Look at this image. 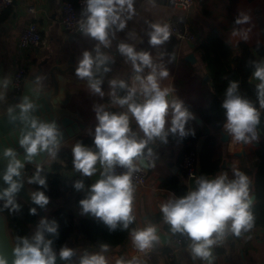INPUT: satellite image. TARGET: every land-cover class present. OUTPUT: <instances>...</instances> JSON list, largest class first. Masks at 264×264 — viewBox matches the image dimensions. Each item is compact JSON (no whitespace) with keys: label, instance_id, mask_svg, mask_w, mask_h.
I'll list each match as a JSON object with an SVG mask.
<instances>
[{"label":"clouds","instance_id":"obj_1","mask_svg":"<svg viewBox=\"0 0 264 264\" xmlns=\"http://www.w3.org/2000/svg\"><path fill=\"white\" fill-rule=\"evenodd\" d=\"M84 15L86 22L81 25L82 31L100 42L109 46V30L116 26L123 30L127 20L132 19L136 9L135 0H85ZM127 13V17L124 14ZM249 20V16L241 13L235 20L236 24H243ZM149 32V44L159 46L170 39L171 31L167 24L152 23ZM236 31L233 35H237ZM247 40V34L244 37ZM119 52L131 61L134 73L133 85L129 86L125 80L112 79L109 81L110 95L113 103L121 107L127 106L124 112H112L106 110L104 105H94L98 123L95 127L94 145L98 151L77 142L72 147L73 167L83 176L90 177L97 172L99 162L100 178L91 185L90 194L79 201L81 215H90L102 221L109 229L115 231L122 223V229H127L135 220L133 214V201L135 187L133 174L139 171L138 162L153 155V150L148 148L150 141L160 138L167 143L169 133L186 137L194 130L186 129L190 119H194L183 99L172 97L173 89L161 87L160 81L169 76L167 67L157 65L148 51H137L133 45L121 42L118 45ZM109 57L103 55L97 46L96 56L90 51H84L83 58L79 60L75 75L78 79H88V88L92 94L100 97L105 95L102 88L103 80L94 78V65L99 70L105 65ZM253 69L251 79L258 81L255 85L259 108L264 109V60L252 61ZM151 69L143 75L144 69ZM108 67L104 71H110ZM126 88L127 95L117 96L116 89ZM145 98L143 102H137V93ZM22 122L28 124V130L21 132L19 145L24 149L25 160L32 161L42 151H47L53 157L59 152L63 133L56 123L39 121L30 116L34 104L29 97H24V102L18 105ZM224 109V131L236 142L250 144L259 140L257 127L261 122V113L256 105L239 93V82H229L225 92V98L221 103ZM10 113L12 109L9 110ZM171 115L170 127L166 130L168 117ZM12 119H16L15 116ZM131 119H134L144 138H137L131 127ZM8 158L3 180L8 187L0 191V199H5L4 208L10 212H16L20 205L15 201V193L22 188V181L14 179L20 177L24 163L17 157L13 148H6L3 152ZM116 165L127 169L126 172L117 174ZM154 166V162L153 165ZM42 168L37 165L36 173L28 183H37L46 186L45 177L40 175ZM234 179H229L228 174L222 173L214 178L200 176L196 179V187L186 195L172 198L160 205V210L165 223L171 226L173 233L187 235L192 241L191 253L194 258L210 261L212 259V246L217 239L225 234L226 228L235 236H240L254 226V216L251 208L253 204L250 195V179L241 170L234 169ZM76 190L84 187L82 181L74 184ZM33 203L45 207L50 198L44 191L31 193ZM30 215H36L35 207L29 210ZM58 223L55 220L48 221L42 218L35 235L30 240L28 237H18L19 244L14 247V259L12 264H56L57 253L54 250L52 240L45 239V232L58 235ZM215 234V236H214ZM132 242L136 249L145 252L159 241L156 226L146 224L143 228L133 229ZM109 250V244L103 243L99 252L87 251L80 257L79 264H108L104 253ZM75 254L74 250L66 244L60 248L59 257L68 260ZM0 264H8L7 258L0 254ZM116 264H141L133 257L131 260L117 259Z\"/></svg>","mask_w":264,"mask_h":264},{"label":"crops","instance_id":"obj_2","mask_svg":"<svg viewBox=\"0 0 264 264\" xmlns=\"http://www.w3.org/2000/svg\"><path fill=\"white\" fill-rule=\"evenodd\" d=\"M212 1L210 0L208 3L210 9L218 10L222 13L229 12L228 0H216L218 2L217 5L213 4ZM61 4L62 0H16L14 5L10 7V12L0 20V59L5 53L8 78L21 61L17 52L20 31L31 21H35L39 25L42 35L48 39V42L45 45L31 48L25 54L29 73L35 71L37 64L50 56L52 52L54 53L60 46L66 45L76 52L81 41L93 39L83 32L74 37L72 33L64 30L60 22L62 14ZM31 5H35L36 12H29L28 8ZM85 7H80L81 14L84 13ZM134 7L136 12L132 19H130L129 27L121 30L118 35L125 39V43L133 45L137 51L144 50L150 52L153 57V62L157 65L158 69L160 66L169 69V76L160 81L161 87L173 89L169 99L178 96L184 100L185 106L194 113L195 118L187 122L186 129L194 130L195 133H202L201 141L199 144H195L198 150L207 134L214 132L219 134L222 154L224 155L223 168L216 174L210 175L209 178H214L216 175L225 172L227 173L226 170L228 167L240 168L243 165L241 157L252 153L259 145H255L253 141L250 144L236 142L224 131V109L213 98L210 92L212 90L211 79L208 76L204 79L201 78L205 68L197 52L194 51L196 45L186 44L178 40L174 47L176 56L173 61V58L170 56H163L162 50L164 44L159 46L149 44V32L152 30L150 25L152 23L168 25L169 18L173 15L184 17L191 25L193 23L202 24L206 29L214 26L213 20L211 17L203 15L201 6L197 0L196 4L189 10H183L175 5L172 0H135ZM235 9L238 16L243 13L249 16V20L246 23L237 24L231 31H222V35L234 47L240 42H246L251 46H255L256 44L264 46V0H237ZM218 11H215L216 13L214 14H217ZM193 27L196 28L195 25ZM234 31L238 34L233 35ZM245 33L248 37L247 40L243 38ZM70 39L71 41H69ZM191 53L195 55L193 59L188 58ZM255 55L258 60H264V52L258 54L255 51ZM133 77L134 73L131 68V61H126L119 66L118 72L111 80L125 79L128 85L132 86L134 82ZM251 80L256 84L258 83L254 79ZM124 90L128 91L126 88ZM110 92L111 89L108 87V90L105 91V95L99 103V105H104L105 109L115 104L105 101V97ZM141 95L139 93L138 101L141 100ZM126 110L127 106L123 108V112ZM170 122L171 115L168 117L166 130L170 127ZM97 123L98 121L96 120L93 127L89 130L90 132L95 133ZM131 127L133 133L144 136L134 119H131ZM85 133L87 132L82 134ZM76 140L69 144L71 148L75 145ZM189 142L191 141L185 143L181 138L177 137V134L174 135L172 133L168 134L167 143L160 138H155L149 142L153 150V155L150 157L146 153L150 174L147 183L142 189L135 216L138 220L137 228H143L146 224H153L156 228H159V233H157L159 241L154 243L155 253L153 260L147 264H171L172 259H176L179 264H199V261L206 264H264V226H254L246 232L242 231L240 236H235L230 231L231 222L229 221V228H226V231L230 234L229 238L222 246L212 249V259L210 261L193 257L191 253L192 241L190 239L182 246H173L170 239L163 244L160 234H168L163 229V223L165 221L156 222L151 218V215L162 214L160 205L174 197L178 198V196L173 190L161 185L162 179L170 174L178 175L180 182L186 185L188 191H190L196 187L195 181L200 177L188 178L177 167L178 161L182 157ZM228 154L233 159H229L227 157ZM153 162L154 166H152ZM96 167L97 172L89 177L91 181L90 187L100 178L102 169L100 168L99 162ZM64 173L71 177L81 174L74 167L65 169ZM29 175L33 176L34 174L30 173ZM250 195L252 196L253 193ZM73 198V195L69 193L61 199L68 205L74 206ZM75 210L81 212L78 208H75ZM165 247L169 248V251L173 250L174 255L170 256L168 252H165ZM137 250L131 238L126 255H133ZM116 252V250L112 251V253Z\"/></svg>","mask_w":264,"mask_h":264},{"label":"trees","instance_id":"obj_3","mask_svg":"<svg viewBox=\"0 0 264 264\" xmlns=\"http://www.w3.org/2000/svg\"><path fill=\"white\" fill-rule=\"evenodd\" d=\"M77 4L78 0H70ZM201 6V12L205 16L211 17L214 26L206 29L202 24L193 23L196 28L191 25L192 30L198 37V42L194 51L197 52L199 58L204 64V72L202 79L208 76L212 81V90L210 91L213 98L221 105L225 98V92L230 81L235 80L239 82V93L251 100L261 113V121L264 124V109L259 108V102L256 96V89L251 80L252 72L254 71L252 61H258L255 51L258 54L264 52V46L256 44L251 46L246 42H240L236 47L232 46L228 39L222 35V31H231L236 27L235 20L238 17L236 11L237 0H228L229 12L222 13L218 10H213L208 7L210 0H197ZM213 4H218L216 0ZM78 11L80 7L77 5ZM234 8V10H233ZM215 11H218L217 14ZM10 12V7L4 12L1 19H3ZM0 19V20H1ZM216 21V22H215ZM178 39L171 33L170 39L164 43L163 56H170L175 60L176 50L174 49ZM201 76V75H200ZM125 80V79H122ZM117 96L127 95V91L121 88L116 89ZM136 100H139V93H137ZM105 101L113 103V98L109 94L105 97ZM125 107V106H124ZM118 104H113L106 108L112 112H123V108ZM175 135V134H174ZM95 133L89 132L79 136L76 140L93 150L98 151L94 145ZM201 132H196L195 135L189 133L186 137L181 138L185 143L191 141L193 144H199L201 141ZM137 138H144V136L137 135ZM152 145L149 143L148 148ZM147 148L145 149V155ZM183 156V155H182ZM229 159L233 157L228 154ZM182 158V157H181ZM180 158V159H181ZM224 155L222 154V146L217 132L207 134L201 142L199 148L200 172L199 176L209 177L210 175L219 172L223 166ZM241 161L243 165L238 167H228V178L234 179V169L243 171L250 179V194H255V199L252 204V214L254 216V226H264V138L260 145L252 153L242 156ZM73 167L72 148L70 145L60 147L59 152L49 162L41 166L42 171L40 175L46 178V186H40L37 183H30L35 191H44L49 198L58 199L64 198L71 193L73 195L74 206L68 205L65 201L62 203L46 209L44 217L39 215L37 209L36 215H30L29 210L34 206L25 203L21 199L15 198L20 209L16 212H10L4 208L5 202H1L0 209L5 213L9 231L13 237L14 242L18 245V237H28L30 240L35 235L39 222L42 218H47L48 221L55 220L58 227V235L45 232V239L52 240L53 248L56 253H59L61 247L65 244L72 248L76 256L63 264H79L80 257L85 251L99 252L103 243L109 244V250L104 253L116 250L121 256H126L129 241L131 240V232L137 229L138 220H135L129 225L127 229H122V223L118 225L115 231H109L108 227L100 220H97L90 215H81L75 208L81 210L79 201L86 198L90 192V179L82 174L75 177L68 176L64 173L67 168ZM37 168H30L29 174H35ZM29 179L32 177L28 176ZM76 181H82L84 187L79 191L75 189ZM161 185L163 187L173 190L178 197L184 196L188 192L186 185L180 182L178 175L170 174L162 179ZM64 187V190H62ZM82 211V210H81ZM151 218L156 222L163 221L162 214H152ZM253 226V227H254ZM165 232L172 235L187 236L181 233H173L171 226L163 223ZM165 252L169 248H164ZM171 264H179L176 259L171 260ZM199 264H206L199 261ZM214 264V263H213Z\"/></svg>","mask_w":264,"mask_h":264},{"label":"water","instance_id":"obj_4","mask_svg":"<svg viewBox=\"0 0 264 264\" xmlns=\"http://www.w3.org/2000/svg\"><path fill=\"white\" fill-rule=\"evenodd\" d=\"M124 17H127V13L124 14ZM129 25L130 20H127L125 28H128ZM120 31L116 26H113L109 30V39L111 41L109 46L100 44L94 38L81 41L76 52L66 45L60 46L54 53L52 52L50 56L37 64L36 70L28 74L18 99L6 105L2 104L3 87L7 78V58L5 53L0 59V191L8 187V184L3 180L8 158L4 157L3 152L6 148H13L17 153V157L24 163L20 177H14V179L22 181L23 184L20 191L14 194L15 198L38 208L41 217L45 216L46 209L56 206L63 201L60 198H50L49 203L42 208L33 203L31 199V193L36 191L28 183L29 169L32 167L37 168V165L41 167L47 164L52 155L47 151H42L30 162L24 159L26 153L19 145V138L22 130H28V124L22 122L19 118L20 109L18 105L24 102V97L27 95L34 104V108L30 112L31 117H35L43 122L54 121L58 129L63 133L60 147L71 144L80 134L84 132L88 133L96 121L93 106L99 105L102 97L89 91L88 79H78L75 75V69L78 67L79 60L83 58L84 51H90L93 57H95L97 46H99V51L103 55L108 56L109 59L105 65L100 66L98 71L94 65V78L102 79V88L104 92L107 91L109 81L116 75L119 66L126 62V58L118 50V45L121 42L125 43V39L118 35ZM79 33H73V36L75 37ZM194 57L193 53L188 56L189 59H193ZM105 67L111 70L105 72ZM138 102L143 101L140 100ZM10 109H12L11 113ZM13 116L16 119L13 120ZM258 127L264 138V124L262 121ZM253 142L257 146L261 143V141ZM141 163L149 168L147 159H144ZM251 197L252 200L255 199V194ZM5 200L6 198L0 199V204L1 202H5ZM156 229L157 233H159V228ZM171 235V233L160 234L163 244L171 238ZM16 246L18 245L14 242L9 231L6 215L0 209V254L7 258L8 264H12L14 259L13 249ZM75 256L76 253L68 260H62L59 257V253H57L56 264H63Z\"/></svg>","mask_w":264,"mask_h":264},{"label":"built area","instance_id":"obj_5","mask_svg":"<svg viewBox=\"0 0 264 264\" xmlns=\"http://www.w3.org/2000/svg\"><path fill=\"white\" fill-rule=\"evenodd\" d=\"M16 0H0V19L4 12L11 6L14 5ZM172 2L183 10L191 9L195 4L196 0H172ZM85 7V0H78L77 4L70 0H62L61 9L62 14L60 22L64 30L68 33H79L82 31L81 25L86 22V17L78 11V7ZM29 12H36L35 5H31L28 8ZM169 27L171 33L180 41L186 44L196 45L198 42V37L196 33L192 30L190 22L182 16L173 15L169 18ZM48 39L42 35L39 25L35 21L29 22L25 25L19 34L17 42V52L20 56V63L15 67L9 78H6L3 87V96H6L9 92L20 96L24 82L29 74V69L27 67V60L25 59V54L28 53L33 47H38L40 45L47 44ZM151 69L145 68L143 75H146ZM145 98L141 95V100ZM257 133L259 140L263 138V134L259 127H257ZM256 141V140H254ZM139 171L133 174V184L135 187L134 201H133V214L136 216L139 198L145 184L147 183L150 170L148 167L144 166L141 162H138ZM178 169L188 178H196L199 176L200 172V161H199V150L195 144L189 142L184 150L182 158L178 161ZM115 171L117 174H121L127 171L126 168L116 165ZM64 190V187H62ZM229 232L225 230V234L217 239V242L212 246V249H216L222 246L229 238ZM215 236V234H214ZM189 241L187 236L171 235L170 242L173 246H182L185 242ZM155 253V245L145 252L136 251L133 255L121 256L119 253H107L106 258L108 264H116V260L123 258L124 260H131L133 257L137 258L141 264H147L152 262ZM170 256L174 255V251H168Z\"/></svg>","mask_w":264,"mask_h":264},{"label":"rangeland","instance_id":"obj_6","mask_svg":"<svg viewBox=\"0 0 264 264\" xmlns=\"http://www.w3.org/2000/svg\"><path fill=\"white\" fill-rule=\"evenodd\" d=\"M18 95L14 94L12 91L9 92L6 96H3L2 98V104L3 105H6V104H10L12 103L13 101L17 100L18 99Z\"/></svg>","mask_w":264,"mask_h":264}]
</instances>
